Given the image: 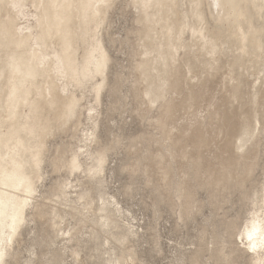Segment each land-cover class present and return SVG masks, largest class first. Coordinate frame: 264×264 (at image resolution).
I'll list each match as a JSON object with an SVG mask.
<instances>
[{"label": "bare ground", "instance_id": "bare-ground-1", "mask_svg": "<svg viewBox=\"0 0 264 264\" xmlns=\"http://www.w3.org/2000/svg\"><path fill=\"white\" fill-rule=\"evenodd\" d=\"M115 1L0 0V264L17 258V253L11 250L20 240L29 217L34 219L46 214L61 217L54 207L44 215L45 203L37 199L39 183L44 178L43 164L50 150L49 139L77 117L89 86L95 102L101 100L111 56L100 32ZM132 4L138 10L137 21L141 24V59L136 66L144 83L143 97H146L147 107L161 105L162 113L157 120L161 132L175 145L179 144L183 157L187 155L188 138H192L194 145L209 144L211 126L203 125V118L199 121L197 115L203 109L212 112L215 108L213 99L205 104L204 101L208 98L211 78L222 74L226 107L213 111L221 115L219 130L226 136L221 150L230 155L219 154V162L223 168L236 166L232 153L243 151L251 144L258 129L253 125V112L248 105L264 97V89H260L264 83V0H132ZM29 6L34 8V22L23 24L21 19L26 17ZM249 73L256 78L253 93L246 98L243 88ZM235 101L243 108L239 114L231 116L228 106ZM192 107L197 110L196 123L185 120L187 124L178 127L176 120L185 118L180 117L182 110ZM89 110L93 112L94 108ZM190 113H194L193 109ZM233 117L243 118L242 124L237 127ZM174 129L180 132L177 137L172 135ZM232 133L233 140L230 139ZM88 138L96 141L95 130ZM107 151L101 148L95 153L88 151L90 157H87L92 162L86 166L76 152L69 160H64V152L59 151V156L51 161L55 169L67 167L72 175L83 171L89 179H94L104 172ZM158 156L164 159V155ZM248 168L250 170V166ZM161 169L164 179L169 181L171 170L166 162H161ZM230 170L227 174L232 178ZM207 172V169L200 171L201 174ZM226 179L225 175L214 184L226 189ZM206 185L213 184L209 181ZM67 187L64 181L59 184L56 196L60 201H68ZM175 189L184 191V182ZM91 191L84 189L78 193L84 210L93 207ZM181 196L191 197L192 193L181 192ZM42 197L54 201L53 191ZM101 199L99 211L104 214L95 224L103 228L114 220L110 205L103 197ZM190 210L191 204L186 205L185 213ZM75 234L77 232L72 233L71 238ZM91 237L97 238V232L93 231ZM240 240L251 253L253 263L264 264V193L261 205L253 210ZM131 253L114 262L128 263L133 260ZM50 258L56 259L54 255Z\"/></svg>", "mask_w": 264, "mask_h": 264}, {"label": "rangeland", "instance_id": "rangeland-1", "mask_svg": "<svg viewBox=\"0 0 264 264\" xmlns=\"http://www.w3.org/2000/svg\"><path fill=\"white\" fill-rule=\"evenodd\" d=\"M33 11L34 8L29 6L26 17L21 19L23 24L34 22ZM137 17L138 10L132 0H116L109 9L100 32L111 56L107 86L98 103L90 86L86 89L77 117L49 139L50 150L43 164L44 178L39 183L37 199L45 203L42 206L44 215L54 207L61 217H55V214L36 216L35 220L29 217L20 242L11 250L17 253V258L9 259L8 264H254L240 235L253 210L261 205L264 193V97L248 105L253 112V125L259 129L255 140L252 145L248 144L250 148L247 146L243 151L232 153L236 166L223 168L219 157L223 154L221 149L226 136L219 130L221 115L213 110L225 109V87L222 74L212 77L206 93L208 98L204 101L205 104L208 99H213L215 108L212 112L203 109L204 112H198L200 117L197 119L195 107H192L194 113L187 108L180 115L185 117L184 120H176L179 127L185 125V120L196 123V119L203 118V125L209 123L211 126L205 125L211 132L209 144L194 145L192 138H188L185 142L187 155L183 157L179 144L165 138L158 125L161 105L147 107L146 97H143L144 83L136 66L141 59V24ZM255 78L253 73L245 77L243 91L246 98L253 93ZM260 89H264V83ZM236 102L228 106L231 116H236L243 108ZM92 107L93 112L89 110ZM233 118L237 127L242 124L243 118ZM94 130L97 139L91 142L87 137ZM174 131L173 137L180 135L179 130ZM233 135L230 139H234ZM100 148L108 149V157L104 172L94 179H89L83 171L72 175L67 167L55 169L51 161L59 156V151L64 152V160H69L76 152L86 166L92 162L89 152L95 153ZM158 153L164 155L163 160ZM161 162H166L171 170L169 181L164 179ZM202 169L209 172L201 174ZM229 169L232 178L227 174ZM235 172L241 181L238 182ZM224 174L227 178L224 182L228 185L222 190L214 183L225 178ZM63 181L68 185V201H60L56 196ZM209 181L213 185H206ZM180 182H184V191L175 189ZM84 189L92 190L94 203L89 211L78 201V193ZM51 191L53 202L42 197ZM181 192L192 193V196H181ZM102 197L110 205L114 220L103 228L95 224L104 214L99 211ZM190 204L191 210L186 214L185 206ZM93 231L97 232V238L91 237ZM74 232L77 235L71 238ZM130 252L133 260L115 263L120 256ZM53 255L55 260L50 258Z\"/></svg>", "mask_w": 264, "mask_h": 264}]
</instances>
